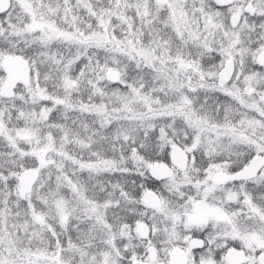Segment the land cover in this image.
Masks as SVG:
<instances>
[{"label":"snow or ice","instance_id":"6c2138e0","mask_svg":"<svg viewBox=\"0 0 264 264\" xmlns=\"http://www.w3.org/2000/svg\"><path fill=\"white\" fill-rule=\"evenodd\" d=\"M0 264H264V0H0Z\"/></svg>","mask_w":264,"mask_h":264}]
</instances>
